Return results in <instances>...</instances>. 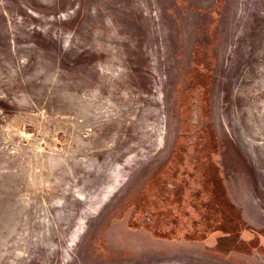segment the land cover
Wrapping results in <instances>:
<instances>
[{"label": "rangeland", "instance_id": "1", "mask_svg": "<svg viewBox=\"0 0 264 264\" xmlns=\"http://www.w3.org/2000/svg\"><path fill=\"white\" fill-rule=\"evenodd\" d=\"M0 264H264V0H0Z\"/></svg>", "mask_w": 264, "mask_h": 264}]
</instances>
